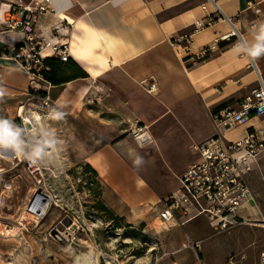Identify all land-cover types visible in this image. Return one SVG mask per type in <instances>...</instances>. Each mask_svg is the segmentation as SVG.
<instances>
[{"label": "crops", "instance_id": "obj_1", "mask_svg": "<svg viewBox=\"0 0 264 264\" xmlns=\"http://www.w3.org/2000/svg\"><path fill=\"white\" fill-rule=\"evenodd\" d=\"M30 1L0 0V18L4 15L6 5L27 4ZM213 1L214 3L207 0H52V11L37 22L39 33L69 45V60L61 74L63 83L51 84L48 91L50 99L63 117L78 119L81 132L89 135L88 140L101 142L86 154L85 163L101 178L109 196L112 195L114 199L115 196L119 197V202L132 209L154 204L157 198L166 194V199L175 192L179 187V177L199 160L194 147L216 134L211 131L205 135L200 133L197 138L192 135L190 137V128L185 129L178 122H173L189 139L190 155L183 163L174 164L170 160L166 165L156 155L164 149L163 138L168 130L167 126L161 125L166 124L164 116L177 117L178 112L185 116L196 115L208 119L213 128L211 115L217 107L228 103L224 109L239 110L240 104L257 87L258 79L264 80V54L253 58L252 66L250 55L237 49L236 46L241 43L237 36L232 35L234 31L238 32L242 43L259 42V28L264 25V0ZM256 9L259 10L258 13L255 12ZM207 18L212 19V24L195 31V22L206 23ZM184 35L191 39L187 44L182 41V50L177 52L171 48L170 42ZM17 39L15 34H4L0 37V47L11 50ZM209 47L212 49L203 60L188 62L189 57ZM167 50L171 52L172 60L161 57L156 59L157 54ZM75 66L85 77L68 79L76 75ZM162 72H166L165 75L168 76L169 88L159 87L154 78ZM153 82L156 84L155 94H162L164 91L169 96L172 95L171 92L174 94L173 99L169 96L161 98L165 108L162 109L163 112L159 113V104L152 106L151 113L158 115L152 117V125L156 130L153 128L150 131L148 121L142 125L147 129L144 137L149 139L155 134V147L128 137L124 142H118L121 132H124V127L120 124L121 109L124 106L135 109L137 103L147 96L143 95L144 89ZM29 88L26 75L12 62L0 59V105L6 108L14 101L25 99ZM20 107L17 109L19 116ZM123 114L128 121L135 116ZM71 126L69 123V129ZM262 127L264 117L252 118L246 124L224 132L223 136L226 141L236 142L252 129ZM151 147L149 151H141ZM136 150L146 153L148 162H159L160 169L167 167L174 174L175 179L172 180L169 192H155L153 187L157 185L146 174H142L141 167L134 163ZM7 151L12 149L0 148V152ZM90 161L94 162L101 174L91 166ZM245 182L249 196L239 211V216L260 222L264 220V152L252 164ZM200 219H205L213 232L204 216L189 220L183 226H174L192 224L187 233L201 238L205 232L199 229L197 220ZM230 232H243L246 235L254 232L255 241L244 245L242 249L253 250L249 256L252 264L255 261L258 264L261 249L258 250L256 260V244L264 245V228L241 226ZM197 241L203 243L200 239L194 242Z\"/></svg>", "mask_w": 264, "mask_h": 264}, {"label": "rangeland", "instance_id": "obj_2", "mask_svg": "<svg viewBox=\"0 0 264 264\" xmlns=\"http://www.w3.org/2000/svg\"><path fill=\"white\" fill-rule=\"evenodd\" d=\"M159 57L172 60L169 50L157 54L156 59L159 60ZM165 73H158L154 78L159 87L169 88ZM171 94L169 96L166 91L162 94H148L145 91L143 95H147L146 98L140 100L135 109L124 106L120 113V124L124 127V132H121L118 142H124L128 137L155 147V134L149 139H136L133 131L137 126L144 127L142 125L147 121L150 122V131L155 129L152 117L158 115L152 114L151 108L156 103L160 106L159 113L163 112L162 109L165 108L161 98L169 96L173 99L174 94ZM1 105L0 118L8 121L18 133V139L25 150L32 148L17 109L24 106L27 110L38 112L42 121L48 125V138L55 141L51 152L57 154L61 164L41 166L43 186L59 207L52 206L41 222L35 220L36 226H20L35 186L24 169L22 157L20 160L0 157V169L3 170L0 175V264H90L92 260L97 261L95 264H252L249 255L253 250L242 248L255 241L254 232H248V236L243 232L215 235L206 220L200 219L197 220L199 229L205 232L200 238L187 233L192 224L165 227L159 222L157 214L163 207L166 194L157 198L154 204L133 209L119 202V197L115 196L114 199L112 195L109 196L101 178L85 163L86 154L101 142L88 140L89 135L81 132L78 119H57V115L46 117L38 104L27 101L26 98L14 101L6 108ZM123 113L135 116L128 121ZM176 115L177 117L164 116L166 124H161L167 126L168 130L163 138L164 149L156 155L165 164L170 160L174 164L183 163L190 155L189 139L174 125L175 121L185 129L190 128V137L192 135L197 138L200 133L205 135L211 131L216 132L213 123L211 122L212 128L204 117L185 116L181 112ZM69 123L72 125L70 129ZM152 147L141 151H149ZM141 151L134 152L135 157L140 156L145 162L139 166L141 173L146 174L157 185L153 187L155 192H169L172 180L175 179L174 174L167 167L160 169L159 162H148L146 153ZM90 164L101 174L93 161ZM163 168L165 169L162 170ZM7 184L10 189L7 186L8 190H5ZM4 228L10 231L9 237L3 235ZM196 231L199 232L197 229ZM196 239L203 241L200 250L192 248L191 243ZM256 248L257 260L258 250H262L264 245L256 244ZM255 263L256 261L253 262Z\"/></svg>", "mask_w": 264, "mask_h": 264}, {"label": "built area", "instance_id": "obj_3", "mask_svg": "<svg viewBox=\"0 0 264 264\" xmlns=\"http://www.w3.org/2000/svg\"><path fill=\"white\" fill-rule=\"evenodd\" d=\"M214 3L213 0H207ZM52 11V0H31L27 4H8L0 18V37L7 33L18 36L11 50L0 47V59L7 60L21 71L29 80L30 88L25 94L27 101L35 102L45 116L57 115L59 109L48 95L52 87L46 75L50 68L47 59H56L61 63L69 60V45L55 41L54 37L37 31L39 19ZM259 12L258 9L255 10ZM195 22V31L203 30L212 24ZM57 33V32H54ZM235 34V35H233ZM239 42L241 35L233 32ZM53 36V35H52ZM190 36H182L170 42L171 48L180 52V43H189ZM212 47L205 48L188 58L194 63L203 60ZM254 66V59L250 57ZM258 85L240 104L239 110L221 109L211 115L216 134L194 147L199 160L187 168L179 177L178 189L163 202L158 212V219L165 227L183 226L187 221L204 216L209 221L215 235L228 234L241 226H260L264 228V220L253 222L241 218L239 211L248 199L249 189L245 176L251 170L259 155L264 152V127L252 129L244 138L236 142L226 141L223 134L237 126L246 124L252 118L264 117V80L258 79ZM145 91L156 92V84H149ZM145 127L137 126L133 135L136 139L144 138ZM14 159L17 156L14 154ZM24 169L35 188L28 199L26 211L36 221L41 222L53 204L51 193L43 186L41 167L23 159ZM2 170L0 169V175ZM10 185H5L6 187ZM68 232V229L66 230ZM201 241L192 242V248L201 249ZM230 260V259H229ZM258 264H264V248L260 251Z\"/></svg>", "mask_w": 264, "mask_h": 264}, {"label": "clouds", "instance_id": "obj_4", "mask_svg": "<svg viewBox=\"0 0 264 264\" xmlns=\"http://www.w3.org/2000/svg\"><path fill=\"white\" fill-rule=\"evenodd\" d=\"M257 39L259 42L255 44L241 43L236 47L239 51L249 54L252 58L259 57L264 54V25L260 26ZM62 118L63 114L57 112V119ZM54 144L55 141L49 139L42 146L25 150L18 139V133L13 130L8 121L0 118V148L12 149L17 157H22L35 166L47 167L50 164L57 166L61 164L57 154L51 152ZM134 163L139 167L145 162L142 157L136 156Z\"/></svg>", "mask_w": 264, "mask_h": 264}, {"label": "bare ground", "instance_id": "obj_5", "mask_svg": "<svg viewBox=\"0 0 264 264\" xmlns=\"http://www.w3.org/2000/svg\"><path fill=\"white\" fill-rule=\"evenodd\" d=\"M19 113H20V118L23 120V124L24 125L30 124L32 126V128L30 130L25 129L26 135H27V140H28V143H29L31 148L42 146L45 141L49 140L48 135H47V131H46V128H47L46 126H48V125L46 122L42 121L41 116L38 112H36L34 110H27L26 108H24V106L23 107L21 106L19 109ZM48 123H49V121H48ZM53 148H54V145H53ZM9 152H10V154H9ZM14 154L15 153L13 151L0 152V157L3 159H7V160H13ZM17 158L20 160L21 157H17ZM5 190H8V187H6ZM52 206L59 207L57 202L54 199H53ZM25 212H26V214L23 216V221L20 224V226H26L27 224H32V225L36 226L37 222H35V219L30 214L27 213L26 208H25ZM9 233H10V231L5 230V228L3 229V235H6L7 237H9ZM13 235H15V234L13 233ZM95 261L96 260H92V262H90V264H95Z\"/></svg>", "mask_w": 264, "mask_h": 264}, {"label": "trees", "instance_id": "obj_6", "mask_svg": "<svg viewBox=\"0 0 264 264\" xmlns=\"http://www.w3.org/2000/svg\"><path fill=\"white\" fill-rule=\"evenodd\" d=\"M46 65L50 68V72L47 73L46 77L48 79V81L52 84V85H57V84H61L63 82V79L61 77V74L64 70V68L66 67L67 63H61L60 61L56 60V59H47L45 61ZM76 67V66H75ZM76 75L71 77V78H68V79H76V78H80V77H85V74L80 71L77 67H76ZM228 103H224L222 105H220L219 107H217L215 111H218V110H221V109H224L226 106H227ZM89 167V166H88ZM90 169V168H88Z\"/></svg>", "mask_w": 264, "mask_h": 264}, {"label": "water", "instance_id": "obj_7", "mask_svg": "<svg viewBox=\"0 0 264 264\" xmlns=\"http://www.w3.org/2000/svg\"><path fill=\"white\" fill-rule=\"evenodd\" d=\"M24 125V124H23ZM26 130H30L32 128V126L30 124H25L24 125ZM14 156V155H13Z\"/></svg>", "mask_w": 264, "mask_h": 264}]
</instances>
